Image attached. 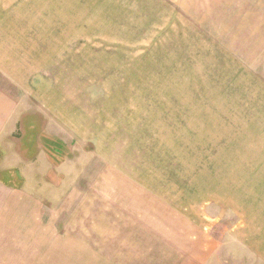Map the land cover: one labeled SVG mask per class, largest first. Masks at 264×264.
Returning <instances> with one entry per match:
<instances>
[{
  "label": "rangeland",
  "instance_id": "1",
  "mask_svg": "<svg viewBox=\"0 0 264 264\" xmlns=\"http://www.w3.org/2000/svg\"><path fill=\"white\" fill-rule=\"evenodd\" d=\"M262 101L264 0H0V264H264Z\"/></svg>",
  "mask_w": 264,
  "mask_h": 264
},
{
  "label": "crops",
  "instance_id": "2",
  "mask_svg": "<svg viewBox=\"0 0 264 264\" xmlns=\"http://www.w3.org/2000/svg\"><path fill=\"white\" fill-rule=\"evenodd\" d=\"M221 52H222L223 56L218 57V59H216V63L214 65V67L212 68V71H216V73H212V75H211L212 80H213L212 84H213V86L223 85V86L227 87L228 82H229L230 89H231L230 93H233L235 91L234 88L237 86V83L234 80L235 79V76H234L235 72L238 73V74H236L238 77H243V75L247 74L250 69H246L240 62L233 60L232 59L233 56L227 57L226 53L222 49L219 50V53H221ZM224 56H225V58H224ZM227 59L231 60V63H232L231 68H228L225 66V62ZM249 65L251 68L257 69L255 63L252 60L249 61ZM199 69H200V67L198 68V70ZM223 71H226V74L227 73L229 74V78H226V77L218 74L219 72L222 73ZM258 78H259L258 76H255V79H254L257 83L255 85L256 89L258 87L260 88V86H261V82L258 80ZM255 100L258 101L257 98H255ZM255 100H254V102H255ZM262 102H264V101H262ZM209 103L210 102H208L207 105L211 108V111L216 112L218 110V108L214 107L213 105H209ZM222 104H223V102H222ZM187 106L186 105L184 106V104H183L184 116H186L187 111L189 110V108ZM206 111H207V109H206ZM263 115H264V110H260L259 114L254 116V120L260 121L259 123L253 122L255 126L252 128L258 132V136H255L253 139H250L252 141L253 145L256 144V146H260L259 143H262L261 144L262 147L264 146V126H262L263 125L262 121L264 119H262L260 116H263ZM188 118H190V113H188ZM263 155H264V152H263ZM263 159H264V157H263ZM263 190H264V187H263Z\"/></svg>",
  "mask_w": 264,
  "mask_h": 264
}]
</instances>
